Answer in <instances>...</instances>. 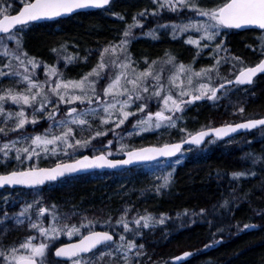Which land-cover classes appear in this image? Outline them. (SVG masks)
<instances>
[{"label": "trees", "instance_id": "obj_1", "mask_svg": "<svg viewBox=\"0 0 264 264\" xmlns=\"http://www.w3.org/2000/svg\"><path fill=\"white\" fill-rule=\"evenodd\" d=\"M208 2L204 0L203 4ZM220 2L222 0H213L209 4ZM150 3L148 0H112L102 9L31 23L22 33L23 49L28 56L50 64L57 57L52 49L58 50L64 45L66 56L74 57V61L66 64L61 59L58 66L64 76L78 78L92 68L104 46L119 42L133 16ZM2 5L14 13L21 3L6 0ZM261 33L253 29L224 30L217 42L219 39L224 42L229 57H239V61L250 66L264 56L260 51ZM128 50L134 62L140 61L142 56L153 59L169 52L183 64L194 61V67H207L213 60V57L206 58L209 51L197 55L182 38H173L165 32H160L155 39L134 38ZM217 96L215 100L204 99L188 105L179 115L176 126L171 127V139L183 140L179 133L182 129L191 133L264 117V74L258 75L248 86H224ZM156 139L154 134L136 136L130 140V147L156 143ZM183 152L182 161L171 169L170 183L159 191L156 186L161 184L148 171L131 174L121 187L108 179L97 178L127 174L126 171L134 167L66 177L34 189H1L0 220L4 211L11 217L16 207L28 204L26 195L31 190L43 189L45 202L60 205L73 216L71 222L76 216L80 219L85 215L118 218L125 208L130 209L129 221L146 214L156 220L163 216V224L143 229V235L136 237L137 244L144 245L140 261H147L143 264H264V131L259 127L229 139L211 137L199 146L184 147ZM179 158V154L174 157ZM233 173L243 175L234 177ZM116 189L119 191L114 192ZM245 224L256 227L245 229ZM17 226H13L12 219L0 223V247L14 246L21 239L24 231ZM186 252L190 253L187 257L183 255Z\"/></svg>", "mask_w": 264, "mask_h": 264}, {"label": "snow or ice", "instance_id": "obj_2", "mask_svg": "<svg viewBox=\"0 0 264 264\" xmlns=\"http://www.w3.org/2000/svg\"><path fill=\"white\" fill-rule=\"evenodd\" d=\"M3 3H6V0H0V5ZM20 3L23 7L15 15L10 14V8L0 6V55L8 58V62L3 65V68H0V78H19L17 84L25 85L23 90L18 87L0 89V117L3 118L5 125L9 121H13L12 127L8 130L5 127H0V133L6 137L9 131L23 130L26 124L36 125L38 113L44 115L51 123L43 133L25 135L16 140H6L0 146V153L3 154L4 161L10 158L12 149H15L14 158L20 166L7 174H0V187L5 185L36 187L92 169H115L136 162L153 161L158 157H175L177 153H182L183 143L201 145L205 142V137L209 135V132L214 133L217 138H221L236 132L237 129L250 130L261 126V130L264 131V119L248 120L235 126L226 125L221 128L201 130L195 134L189 133L188 139L181 143L165 144L163 147L131 149L126 151V159H109L112 155L110 151H101L99 155H82L78 159H72L78 149L88 148L95 137L107 135L106 132L97 131L88 139L75 138V130L77 128L83 130V126L89 125L90 117H98L102 124L113 121L115 128H119L125 124L129 117L140 113L133 129H138L142 133L162 127H175L179 119L175 113L183 112L188 105L204 98L218 99V89L211 84V73L215 71L218 75L222 61L227 63L229 60H239V57H229L228 49L222 40L218 43L215 42L225 29L253 27L264 30V0H222L221 3L211 8L200 7L197 0H163L162 3L160 0H153L159 9L168 8L170 11L176 12L187 8L195 16L206 18L195 20L189 17L187 22L158 25V27L165 29L171 27L173 38L178 32L185 33L191 29L201 33L199 39L189 37L188 44L199 46L201 41H205L203 47L207 48L212 46L208 42H213L216 63L209 68L195 71L191 65L176 63L175 57L168 56L167 60L159 62L161 64L159 70L155 67L158 61H152L143 71H139L134 66L127 47L130 40L134 38L132 29L142 27L137 16H146L147 11L145 10L138 13L137 16H133V23L128 24L123 30L119 42L104 47L99 53L96 66L79 80H65L63 73L57 67L45 64L44 81H40L34 71H29V65L31 69L35 70L41 62L35 57L28 56V53L22 50V33L25 29L29 28L32 22L52 20L75 13L77 10L102 9L104 6L110 5V0H20ZM152 14L157 15L158 12L154 11ZM115 15L121 20L124 19L119 14ZM147 34L154 39L157 38L155 30L149 31ZM260 40V51L264 53V36H261ZM10 41L14 42V48L9 47ZM61 48L66 51L64 45H61ZM52 51L58 52L55 48ZM117 53L122 54L123 58ZM220 53H225V55L221 57ZM64 59L70 63L74 57L65 56ZM13 61L17 63L13 64ZM164 65H171L173 69L167 78V84L162 76ZM258 73H264V59L254 67H241L235 80H227V83L251 84ZM53 77L55 79H52ZM201 78L208 79L209 83L199 82ZM102 80L107 82L102 91H97V86ZM194 80L196 81L195 85ZM223 87L224 85L221 84L220 88ZM53 97L56 99L53 100ZM153 99L157 101L158 106V110L155 112L149 109V102ZM9 100L12 104L19 105L20 110L16 112L6 110L4 105ZM60 105H68V107L63 117L56 119L57 113L61 112ZM81 105L84 107H80ZM25 106L31 109L30 115ZM133 106H135V112L131 110ZM49 107L53 110L49 111ZM146 109L149 110L146 111ZM240 111L243 112V109L241 108ZM166 113L168 114L166 115ZM55 128L61 129L59 134L54 131ZM128 135H133V132H129ZM20 141H30V143L27 147H16ZM111 143L112 141H108L109 145ZM50 145L51 147H49ZM125 148H127L126 145H121V151ZM69 149L72 150L71 153H69ZM58 150L68 156L71 162H57L51 168H41L36 163L29 164L27 168L23 167L25 161H32L33 158L39 160L41 153L56 155ZM180 162L179 159L174 161L175 164ZM241 175L243 173H233L234 177ZM170 178L171 172L161 177L163 184L156 186V190L159 191L161 188L167 187ZM4 203H8L6 197ZM33 203L38 205L40 201L34 200ZM227 203L228 201H225V204ZM32 207L33 204H26L22 206L19 213H14L11 217L7 211H4L0 223L12 219L15 224L23 225L26 219L28 227L36 230L44 238L43 241L34 243L33 241L37 237L29 235L18 246H10L7 249L0 247V264H68V261L70 264H97L105 256H118L124 264H136L130 254L133 249H136L135 256L139 257L143 254L142 249L144 248L143 244H137L136 237L143 235V229L154 227L157 223H164L163 216L156 220L151 214L138 218L133 217L132 221H129L127 214L130 209L125 208L122 215L116 220V224L122 226V233L115 232L111 218L105 221L108 227L113 229L111 233L96 231L97 221L93 220H88L86 224L82 221L79 227L75 224H60L61 218L58 217L55 212L56 206L53 205L52 222L45 226L44 214L49 210L39 207L37 218L33 220L30 215H27ZM130 224H134L135 227H130ZM255 227L256 225H244L245 229ZM81 228H85L87 234L83 235L78 243L62 244V246L54 248L52 256L49 255L59 235L66 234L71 237L79 233ZM124 233L130 235L126 236ZM114 235H118V240H114ZM100 249L107 251H100ZM89 253L91 255L87 257L81 255ZM183 255L187 257L190 253L186 252Z\"/></svg>", "mask_w": 264, "mask_h": 264}, {"label": "rangeland", "instance_id": "obj_3", "mask_svg": "<svg viewBox=\"0 0 264 264\" xmlns=\"http://www.w3.org/2000/svg\"><path fill=\"white\" fill-rule=\"evenodd\" d=\"M151 3L149 4L148 8H146L145 10L147 11V15L144 17H140L137 16V14L135 16H137V19L140 21L142 27H136L132 29V33L134 38H141V37H150L153 38L152 36H149L147 33L149 31L155 30V35L156 37L158 36V34L160 32H165L168 35L173 37L172 34V29L171 27L165 29V28H160L158 27V25H164V24H169L171 25L172 23H181L183 22H187L189 17H192L195 20H202V19H206L204 17H199V16H195V14L190 11L189 9L185 8L183 10H178L176 12L174 11H170L168 8H163V9H159L157 4L153 3V0H148ZM204 0H197V3L200 7H205V8H211L214 6V4H209L210 2H212L213 0H208L209 2L207 4H203ZM160 2L162 3L163 0H160ZM221 3V2H220ZM22 5V4H21ZM155 5V6H154ZM5 7L4 5H0ZM154 6V7H153ZM153 7V8H151ZM145 10H142L141 12H144ZM154 11H157L158 14L157 15H153L152 13ZM139 12V13H141ZM159 18V19H157ZM133 23V19L130 23ZM127 24V25H128ZM126 25V26H127ZM126 28V27H125ZM124 28V29H125ZM224 31V30H223ZM201 33L196 32L194 29L189 30L188 32L185 33H177L175 38H182V40L187 43V40L189 39V37H191L192 39H199ZM261 36H264V32L261 33V35L259 36V39L261 38ZM221 37V36H220ZM132 38V39H134ZM131 39V40H132ZM130 40V42H131ZM218 41V38H217ZM215 43H218V42ZM219 41H221L219 39ZM116 43V42H115ZM113 43V44H115ZM118 43V42H117ZM205 41H201L200 45L197 46L195 44H188L190 47L194 48L195 51L198 53L199 55H203L205 54V51H209L207 52L206 58H210L213 57V60H211L209 66L207 67H194V61L185 64V65H191L192 68L195 71H200L202 68H209L210 66L214 65L216 63V60L214 58L215 53L214 50H210V48L212 47L214 49V43L213 42H208L209 44H211V47H203ZM259 43H261V40L259 41ZM130 44V43H129ZM128 44V46H129ZM109 46V45H107ZM9 47L14 48L15 44L14 42L10 41L9 42ZM106 47V46H104ZM103 47V48H104ZM102 48V49H103ZM23 51H25L24 49H22ZM67 51V49H66ZM66 51L64 49L61 48V46L58 48V52H55V54L57 55V57L54 58V62L52 63H46L47 65L50 66H55L57 67L59 70V60L63 59V61H65L64 57L66 56ZM127 51L128 54H130V51L128 50L127 47ZM26 52V51H25ZM59 53V54H58ZM100 53V52H99ZM99 53L98 56L96 58V61L94 63V65L92 66L95 67L98 60H99ZM118 55H121V58H123L122 54L117 53ZM167 54V55H166ZM65 55V56H64ZM225 55V53H220V56L223 57ZM228 55V54H227ZM168 56H172L174 57V55L169 52V53H164L163 56L160 57H155V58H144L143 56L140 57V61L138 62H134V60L132 59V56L130 54L131 59L134 62V66L139 70V71H143L148 64H151L152 61H158V63L156 64V69L159 70L161 67V64L159 63L160 61L163 60H167ZM229 56V55H228ZM176 58V57H175ZM39 61V60H38ZM74 61V60H72ZM145 61H147V63H145ZM8 62V58L0 55V68H3V65L5 63ZM41 62V61H40ZM176 63H181L178 60L175 59ZM17 63L16 61H13V64ZM66 64H69L68 62L65 61ZM44 65L45 63L41 62L40 65L35 69H31V66L29 65V71H34L36 74V77L40 80V81H44L45 80V72H44ZM64 65V64H62ZM247 65H245L243 62L239 61V60H229V62L225 63V62H221V65L219 66V74L217 75V73L215 71H213L211 73V84L213 87H216L219 90H221L222 88H220V85L223 84L224 86H229L230 84L227 83V80H234L236 74L238 73V71L240 70L241 67H246ZM92 68L90 70H88L86 73L90 72L92 70ZM200 68V69H199ZM172 67L171 65H164V71L162 73V76L164 78V82L165 84H167V78L170 75V72L172 71ZM4 71H7V69H4ZM21 71H23V69H21ZM61 71V70H60ZM107 71V70H106ZM62 72V71H61ZM85 74V73H84ZM83 74V75H84ZM83 75H81L78 78H69L64 76L63 74V78L65 80H79ZM3 79V81H2ZM5 78H0V89L3 88H7V87H18L20 90H23V88L25 87V85L23 84H17V79L19 78H15V79H6L4 81ZM52 79H55V77H53ZM106 80H102L99 85L97 86V91H102V88L104 87V85L106 84ZM199 82L201 83H209V80L206 78H201L199 80ZM4 83H9V85H4ZM196 84V81L194 80V85ZM218 93V92H217ZM56 98L53 97V100H55ZM207 99V98H204ZM202 99V100H204ZM201 101V100H199ZM139 103V102H138ZM6 110H11L13 112L19 111L20 110V106L19 105H15L12 104V102L9 100L5 105ZM95 106V105H94ZM238 106V104H237ZM26 107V111L29 113V115L31 114V109ZM68 105H60L61 108V112L57 113L56 119H60L63 117L64 113L67 110ZM80 107H84L83 105H81ZM149 109L152 112H155L158 110V106H157V101L155 99H153L152 101L149 102ZM149 109H146L149 110ZM49 111H52L53 109L51 107H49L48 109ZM133 112L136 111L135 106L132 107L131 109ZM168 113H166L167 115ZM181 114V112L175 113L176 117H179V115ZM141 114L137 113L136 116L134 117H129V119L125 122V124L121 125L119 128H115L114 126V122L110 121L108 124H102L100 122V119L97 118H89V125H85L83 126V130L77 128L75 130V138L76 139H88L89 137L93 136L97 131L102 132V133H107V135H101V136H97L95 137V139H93L91 141V144L88 148L84 149H78L77 153L75 154V156L72 157V159H76L82 155H98L100 154L101 151L103 152H111L112 155L109 158H121L123 156V154L128 151L131 150L133 148L130 147V140L136 136H140V135H144V134H154L156 135L157 139H156V143H151L148 145H155V146H162L164 144L167 143H172V142H178L181 140H174L171 139V136L169 135V131L171 129V127H162L161 129H154L153 131H149V132H139L138 129H133V125L136 122V119L139 118ZM51 123V121H48L47 118L42 115V114H37V124L36 125H32V124H26L25 128L23 130H17V131H9L8 135L5 137L2 133H0V146H2V144L6 141V140H16L19 137L25 136V135H35V134H39V133H43L45 129H47L49 127V124ZM13 121H9L7 123V125H5L3 123V118L0 117V127H5L6 130L10 129L12 127ZM54 131L59 134V132L61 131V129L59 128H55ZM129 132H133V135L129 136L128 133ZM115 133V134H114ZM180 135L183 138V140L188 136L189 133H186L185 131L180 130ZM184 133V134H183ZM194 132H191V134H193ZM160 137H164V138H160ZM181 138V139H182ZM159 139V141H158ZM174 140V141H173ZM108 141H112V143L109 145ZM211 142V141H210ZM210 142L207 144V146H209ZM30 143V141L28 142H24V141H20L17 143L16 147H27L28 144ZM121 145H126L127 148H125L123 151H121ZM146 146V145H144ZM51 147V145L49 146ZM71 149H69V153H71ZM180 158L179 160L182 161L183 157L185 156V153L182 151V153L179 154ZM15 149H12L11 153H10V158L7 161H4L3 159V154L0 153V174L2 173H6V172H10L13 171L15 169H17L18 167H20L17 163V161L15 160ZM176 157V156H175ZM173 158H169V159H165L162 161H158L155 163H150V164H145V165H141V166H137L134 167L133 170H128L126 172H129L127 174H118L115 177L114 176H98V179H105L108 181H111L112 184L117 185L119 187L122 186V184L124 182H128V180L131 178V174L136 173L138 174V172H144V171H148L149 174L152 177L157 178V183L163 184V180L160 179L161 177L167 175L169 172H171V169L173 170L174 166L176 165L174 163V161L176 159ZM69 157L66 156L62 151L57 152L56 155H45L44 153H41L39 160H36V158H33L32 161H25L23 167L27 168L29 166V164L32 163H36L38 164V166L41 165H46V166H52L54 164H56L57 162H65V161H69ZM139 167H142L143 169H139ZM144 168H146V170H144ZM155 175H154V174ZM148 174L147 178H150V175ZM94 176V175H93ZM141 177V175H139ZM73 177V176H71ZM138 177V176H137ZM154 178V181H155ZM40 188V187H39ZM49 188V187H48ZM119 189H116L114 192H118ZM16 193H14L13 195H15ZM8 195V194H6ZM26 195V194H25ZM11 196V195H10ZM12 197V196H11ZM18 197V196H15ZM19 199L23 198L22 196L18 197ZM45 198L46 196L44 195V191L43 189H35V190H31L27 195H26V200L28 202V204H33V207L31 209H29V212L27 215H30L32 217L33 220H35L37 218V212L39 207H45L47 208L49 211L46 212L44 214L45 220V226H48V224H50L51 221V212L53 211L52 206L55 205V212L57 213L58 217H60V224H75L77 225V227L80 226L81 222L83 221V223H87L88 220H93V221H97V223L95 224V229H99V230H103V231H109L112 232L113 229L109 228L108 225L105 223V221L109 220V218H111V223L115 226V232L116 233H122L123 229L121 225H117L116 224V220L119 218L116 217H109V218H105V216H83L80 219H77L78 216H76V220L74 219V221L71 222L70 218L73 219V216L71 214L66 213L64 210H62V208L60 207V205H57L54 202H50V203H46L45 202ZM34 200H39L40 203L37 205L35 203H33ZM22 204H20L18 207H16V210L14 211V213H19L22 210V207H20ZM18 209V211H17ZM87 218L86 220H84L83 218ZM15 222L13 221V226H14ZM17 227H20L21 229H23L24 233H21V239L19 241L16 242L15 246H18L21 242H23L25 240L26 237H28L29 235L35 236L37 237L33 242L34 243H40L43 241V237H41L39 235V233L36 230H32L28 227L27 225V220L25 219V224L23 225H19ZM130 227H135L134 224H130ZM87 232V230L85 228H81L80 232L73 235V236H68L66 234H61L58 236L52 251L49 253L50 256L53 255V250L55 247H57L58 245L65 243V242H69V241H73L75 239H78L79 237H81L83 234H85ZM126 236L130 235L128 233H124ZM117 236V240H118V235ZM5 249H7V247H3ZM23 251V250H21ZM97 251V250H96ZM100 251H107L106 249H100ZM135 252L136 249H133L132 253L130 254L131 258L136 261V264H143L146 263V259L144 260V262L140 261V257L144 256L143 254L139 257L135 256ZM91 255L88 254L86 255L89 256ZM95 259V257H94ZM68 264H70V261H68ZM97 264H124L123 260L120 259L118 256H105L103 260H99L97 262ZM163 264V263H162Z\"/></svg>", "mask_w": 264, "mask_h": 264}, {"label": "water", "instance_id": "obj_4", "mask_svg": "<svg viewBox=\"0 0 264 264\" xmlns=\"http://www.w3.org/2000/svg\"><path fill=\"white\" fill-rule=\"evenodd\" d=\"M111 1H112V0H110V2H111ZM107 6H108V5L104 6V8L107 7ZM22 7H23V5H21V6L19 7V9H18L16 12L11 13V14H12V15L17 14L18 11H19ZM96 9H98V8H88V9H83V10H77L75 13L68 14V15H66V16L53 18L52 20H47V19H45V20L35 21V22H32V23H40V22H45V21H54V20H57V19L66 18V17H68V16L74 15V14L79 13V12H85V11L96 10ZM245 29L259 30V29H255V28H253V27H246V28L233 29V30L241 31V30H245ZM262 59H264V57H263ZM262 59H261V60H262ZM259 62H260V61H259ZM259 62H258V63H259ZM255 65H256V64H255ZM255 65H253V66H248V67H254ZM238 74H239V72H238L236 75H238ZM261 74H264V73H258L256 76L261 75ZM256 76H255V77H256ZM255 77H254V78H255ZM254 78H253V79H254ZM234 80H235V78H234ZM234 80H233V81H234ZM246 85H250V84H245V85H243V86H246ZM259 119H264V117L257 118V119H249V120H259ZM247 121H248V120H244V121H240V122H236V123H230V124L217 125V126H213V127L204 128V129H201V130H208V129H212V128H221V127H224V126H226V125H233V126H235L236 124L245 123V122H247ZM258 127H261V126H257V128H258ZM255 129H256V128H255ZM201 130H199V131H201ZM250 130H253V129H250ZM250 130L237 129L236 132L229 133L227 136H224V137H221V138H218V139H228V138H231V137H234V136L240 135V134H242V133L248 132V131H250ZM199 131H197V132H199ZM197 132H195V133H197ZM195 133H193V134H195ZM209 137H215V138H217V137L215 136V134L212 133V132H209V135H208L207 137H205V140H206L207 138H209ZM187 139H188V137H186L184 140H187ZM184 140H181V141H178V142L167 143V144L181 143V142L184 141ZM164 145H165V144H164ZM187 145H191V144L183 143L182 148L186 147ZM197 146H198V145H197ZM142 147H163V145H162V146L146 145V146H142ZM142 147H139V148H142ZM134 149H138V148H134ZM125 153H126V152H125ZM125 153L123 154V157H121V158H109V159H126L127 157H126V154H125ZM178 154H179V153H177L176 155H178ZM98 155H99V154H98ZM80 157H81V156H80ZM80 157H78V158H80ZM78 158H76V159H78ZM168 158H172V157H168ZM168 158H165V157H158L156 160H153V161L136 162V163H133L132 165L119 166V167H117V168H115V169H110V168H104V169H92V170H88V171H85V172L74 173V174H71L70 176H67V177L77 176V175L86 174V173L95 172V171H99V172H102V171H118V170H122V169H126V168H131V167H135V166H139V165H144V164H148V163H154V162L161 161V160L168 159ZM70 162H71V160H69V161H65V162H63V163H70ZM54 166H55V164L52 165V166L41 167V168H51V167H54ZM10 172H11V171H10ZM7 173H9V172H7ZM7 173H2V174H7ZM60 179H62V178H60ZM46 183H48V182H46ZM41 186H44V185H40V186H36V187H41ZM3 188H35V187H28V186H23V185H14V186H8V185H5V186L0 187V190L3 189ZM96 231H103V230H96ZM110 233H111V232H110ZM86 234H87V233H85V234H83V235H86ZM83 235H82V236H83ZM82 236L79 237L78 239H75V240H73V241H69V242H65V243H62V244H75V243H78L79 240L82 238ZM114 240H115V237H114ZM62 244L58 245L57 247L62 246ZM94 251H95V250H94ZM53 254H54V250H53ZM81 255L83 256V255H87V254H81Z\"/></svg>", "mask_w": 264, "mask_h": 264}, {"label": "bare ground", "instance_id": "obj_5", "mask_svg": "<svg viewBox=\"0 0 264 264\" xmlns=\"http://www.w3.org/2000/svg\"><path fill=\"white\" fill-rule=\"evenodd\" d=\"M157 19H159V18H157ZM176 56V55H175ZM176 59V58H175ZM177 60V59H176ZM202 65V64H201ZM196 68V67H195ZM200 69V68H199ZM215 152V151H214ZM216 153V152H215ZM220 153V152H219ZM86 175V174H85Z\"/></svg>", "mask_w": 264, "mask_h": 264}, {"label": "flooded vegetation", "instance_id": "obj_6", "mask_svg": "<svg viewBox=\"0 0 264 264\" xmlns=\"http://www.w3.org/2000/svg\"><path fill=\"white\" fill-rule=\"evenodd\" d=\"M225 30H229L230 31V30H233V29H225ZM255 31H257V30H255Z\"/></svg>", "mask_w": 264, "mask_h": 264}]
</instances>
